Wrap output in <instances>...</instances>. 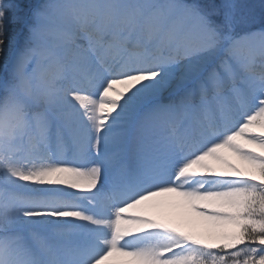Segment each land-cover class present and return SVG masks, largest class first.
I'll use <instances>...</instances> for the list:
<instances>
[{
  "label": "snow or ice",
  "instance_id": "1",
  "mask_svg": "<svg viewBox=\"0 0 264 264\" xmlns=\"http://www.w3.org/2000/svg\"><path fill=\"white\" fill-rule=\"evenodd\" d=\"M0 264H264V0H0Z\"/></svg>",
  "mask_w": 264,
  "mask_h": 264
},
{
  "label": "bare ground",
  "instance_id": "2",
  "mask_svg": "<svg viewBox=\"0 0 264 264\" xmlns=\"http://www.w3.org/2000/svg\"><path fill=\"white\" fill-rule=\"evenodd\" d=\"M117 87H120V86H117ZM227 155H229V158L234 163H237L238 165L241 164V162L236 157L231 156L230 154H227ZM241 166H243V165H241ZM153 213L155 215H157V217L156 216L155 217L158 218V219H161V218L168 219V217L161 216L159 212L153 211L152 214ZM181 215H183L184 217H186L188 219H191L193 222L197 223L199 225V230L201 232H205V231L208 230V224L206 222L205 223H202V221H201L202 218L198 217L196 215V213L192 212L191 210H189V209H183L182 212H181ZM177 222L179 223V221H177ZM181 226H184V225L181 224ZM117 259H119V258H117Z\"/></svg>",
  "mask_w": 264,
  "mask_h": 264
},
{
  "label": "rangeland",
  "instance_id": "3",
  "mask_svg": "<svg viewBox=\"0 0 264 264\" xmlns=\"http://www.w3.org/2000/svg\"><path fill=\"white\" fill-rule=\"evenodd\" d=\"M254 2L258 3L259 0H254ZM153 215H154V217H155V216L157 217V215H155L154 213H153ZM156 217H155V218H156ZM201 221H202V223H205V221H203L202 219H201Z\"/></svg>",
  "mask_w": 264,
  "mask_h": 264
}]
</instances>
